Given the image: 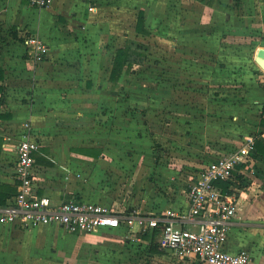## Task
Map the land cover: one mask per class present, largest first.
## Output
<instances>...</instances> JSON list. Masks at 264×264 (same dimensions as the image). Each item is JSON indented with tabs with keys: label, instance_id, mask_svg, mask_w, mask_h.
I'll use <instances>...</instances> for the list:
<instances>
[{
	"label": "crops",
	"instance_id": "obj_1",
	"mask_svg": "<svg viewBox=\"0 0 264 264\" xmlns=\"http://www.w3.org/2000/svg\"><path fill=\"white\" fill-rule=\"evenodd\" d=\"M242 1L234 5L233 0H203L199 12V0H51L42 8L32 6L30 0H0V68L4 74L0 79V114L6 115L0 118V184L17 189L16 148L29 134L41 142L34 166L39 194L56 201L77 197L109 206L113 197H118L120 180L125 175L131 180L136 166L143 165L141 158L135 163L119 161L120 137L131 135L135 146L143 145V141H135L136 135L139 139L135 124L150 120L153 102L160 107L169 100L172 93L165 71L177 67L173 63L177 64L183 49L178 39L194 38L201 29H211L209 25H222L230 38L232 33L240 37L246 26L240 25V17L233 11L242 10ZM140 10L145 11L146 33L136 29ZM262 15L255 24L264 37ZM122 38L125 44L108 49L110 42ZM152 38L158 41L159 49L145 46ZM31 39L46 46L43 60L33 56ZM128 40L145 44L148 55L143 63L124 68L114 83L110 76L115 54ZM134 70L143 71V77L148 78H135ZM154 70L159 71L157 80L150 78ZM263 104L264 99L259 111ZM192 127L198 131V126ZM259 137L264 140V133ZM254 158L253 165L260 163L257 183L261 187L255 185L252 192L244 191L240 197L239 217L226 243L230 252L264 247V155L257 151ZM120 165L129 167L126 173ZM147 207L148 211H139L144 217L156 213L153 205ZM181 207L189 208L182 191L161 205L163 211ZM113 210L120 217L129 213L126 207ZM124 228L127 231L131 227ZM63 231L67 232L56 226L22 228L0 222V264H55L61 251L55 249L60 244L58 235ZM52 232L56 234L49 237ZM68 234L80 235L81 239L87 235ZM249 253L250 264H261L252 251ZM154 254L162 261L173 257L167 251ZM187 259L196 260H183Z\"/></svg>",
	"mask_w": 264,
	"mask_h": 264
},
{
	"label": "rangeland",
	"instance_id": "obj_2",
	"mask_svg": "<svg viewBox=\"0 0 264 264\" xmlns=\"http://www.w3.org/2000/svg\"><path fill=\"white\" fill-rule=\"evenodd\" d=\"M202 1L199 0V12L203 8ZM233 1L236 5L238 0ZM241 4L244 6L241 11L235 8L233 11L240 17V25L244 23L246 26L240 37L232 33L230 38L222 25H209L211 29H201L194 38L178 39L183 49L181 55H177V64L173 63L177 67L165 71L170 82L168 90L172 93L169 100L160 107V103L153 102L150 120L135 124V132L139 134L135 141H143L142 146H135L130 140L131 135L120 137L118 143L117 157L121 163L126 160L135 163L141 158L139 163L143 165L136 166L131 180L128 181L126 175L120 180L118 197L115 195L108 207L117 210L126 207L129 211L144 213L148 211L147 206L153 205L156 213L151 216L157 215L163 211L161 205L176 192L185 194L189 176L198 167H203L219 154L242 147L247 137L257 135L260 104L264 99V70L256 63L255 56L264 47V37L255 22L257 16H263L264 0H245ZM199 24L205 22L200 21ZM132 39L143 43L142 39ZM148 41L149 46L143 44L148 49H159L157 40L152 38ZM122 43L125 44L124 38L120 41L115 39L108 49H116ZM198 49H208V52ZM155 53L158 57L157 50ZM134 71L135 78H148L143 77V71ZM153 73L150 78L157 80L159 71L154 70ZM174 90L179 93L176 95ZM192 125L198 126V131ZM259 165L256 161L244 175L243 192H250L253 186L259 185ZM119 168L125 169V173L129 169L121 165ZM141 212L136 214L141 215ZM54 234L52 232L48 236ZM58 237L61 238L60 244L55 249L61 251L55 264H173L179 261L174 256L161 257L163 261L160 260V256L150 250L149 234L138 226L127 231L124 227L105 229L83 236L84 240L80 235L64 231ZM247 251H252L258 263L264 264V247ZM178 263L203 264L191 259Z\"/></svg>",
	"mask_w": 264,
	"mask_h": 264
},
{
	"label": "built area",
	"instance_id": "obj_3",
	"mask_svg": "<svg viewBox=\"0 0 264 264\" xmlns=\"http://www.w3.org/2000/svg\"><path fill=\"white\" fill-rule=\"evenodd\" d=\"M51 0H30L42 8ZM33 56L46 57V46L37 39ZM40 140L24 135L17 145L14 178L17 191L0 203V222L22 228L56 226L70 233L93 234L105 229L132 227L157 230L160 248H170L177 259L194 258L203 264H250L252 257L246 249L230 252L226 249L233 222L239 217V200L243 181L251 168L256 151L255 138L247 137L242 147L219 154L190 176L185 191L189 208H169L154 216L144 217L131 210L120 217L112 208L77 197L54 200L36 189L35 154ZM230 183L228 192L219 183Z\"/></svg>",
	"mask_w": 264,
	"mask_h": 264
},
{
	"label": "trees",
	"instance_id": "obj_4",
	"mask_svg": "<svg viewBox=\"0 0 264 264\" xmlns=\"http://www.w3.org/2000/svg\"><path fill=\"white\" fill-rule=\"evenodd\" d=\"M146 22V15L144 10H140L138 13V19L136 24V29L138 32L146 33L148 30L145 27ZM148 55V49L143 46L142 44L136 43L132 40H128L126 45L123 47H120L117 49L114 59V65L111 71L110 79L116 83L120 79V76L122 75V72L124 68H132L134 64H141L144 62V60L147 58ZM4 78V74L2 69L0 68V79ZM0 90H2V87H0ZM6 115L0 114V118L5 117ZM259 125V131L257 135H255V148L256 151L253 153V155L257 156V151L264 155V140L261 139L259 136L264 133V104L262 106V109L260 111V120L258 122ZM238 177L240 180L244 181V176L239 175ZM226 191L231 192L229 189L230 183L226 181L219 182ZM17 191L15 186L7 185V184H0V202H5V200L15 194ZM147 233L150 236L151 240V247L150 250L152 253H165L166 250L163 248H160L159 243L157 242V230L155 231H147ZM146 238L148 236L146 235Z\"/></svg>",
	"mask_w": 264,
	"mask_h": 264
},
{
	"label": "water",
	"instance_id": "obj_5",
	"mask_svg": "<svg viewBox=\"0 0 264 264\" xmlns=\"http://www.w3.org/2000/svg\"><path fill=\"white\" fill-rule=\"evenodd\" d=\"M256 63L264 70V47H261L259 52L255 56ZM167 252H171L170 248L166 249Z\"/></svg>",
	"mask_w": 264,
	"mask_h": 264
},
{
	"label": "bare ground",
	"instance_id": "obj_6",
	"mask_svg": "<svg viewBox=\"0 0 264 264\" xmlns=\"http://www.w3.org/2000/svg\"><path fill=\"white\" fill-rule=\"evenodd\" d=\"M262 69V68H261ZM263 70V69H262Z\"/></svg>",
	"mask_w": 264,
	"mask_h": 264
}]
</instances>
